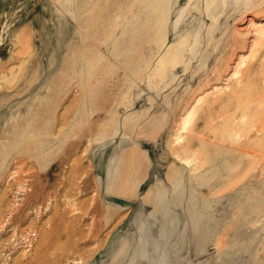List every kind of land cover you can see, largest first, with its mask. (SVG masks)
I'll return each mask as SVG.
<instances>
[{
  "label": "rangeland",
  "instance_id": "obj_1",
  "mask_svg": "<svg viewBox=\"0 0 264 264\" xmlns=\"http://www.w3.org/2000/svg\"><path fill=\"white\" fill-rule=\"evenodd\" d=\"M0 264H264V0H0Z\"/></svg>",
  "mask_w": 264,
  "mask_h": 264
}]
</instances>
